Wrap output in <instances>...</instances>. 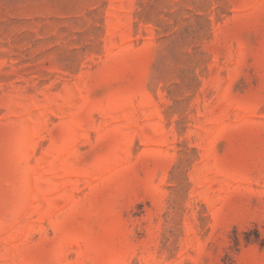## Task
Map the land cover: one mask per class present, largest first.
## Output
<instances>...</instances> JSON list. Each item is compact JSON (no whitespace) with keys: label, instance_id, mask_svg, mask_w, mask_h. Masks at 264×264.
<instances>
[{"label":"rangeland","instance_id":"374dc122","mask_svg":"<svg viewBox=\"0 0 264 264\" xmlns=\"http://www.w3.org/2000/svg\"><path fill=\"white\" fill-rule=\"evenodd\" d=\"M0 264H264V0H0Z\"/></svg>","mask_w":264,"mask_h":264}]
</instances>
